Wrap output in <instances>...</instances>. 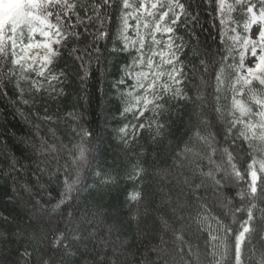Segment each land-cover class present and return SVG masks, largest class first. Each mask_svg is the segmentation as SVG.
<instances>
[{
  "label": "trees",
  "instance_id": "trees-1",
  "mask_svg": "<svg viewBox=\"0 0 264 264\" xmlns=\"http://www.w3.org/2000/svg\"><path fill=\"white\" fill-rule=\"evenodd\" d=\"M0 2V264H264V0Z\"/></svg>",
  "mask_w": 264,
  "mask_h": 264
},
{
  "label": "rangeland",
  "instance_id": "rangeland-1",
  "mask_svg": "<svg viewBox=\"0 0 264 264\" xmlns=\"http://www.w3.org/2000/svg\"><path fill=\"white\" fill-rule=\"evenodd\" d=\"M31 36L33 35L28 34L29 38ZM241 51L242 62L234 85L236 83L239 89H244L253 78L262 80L259 74V71L264 66V10L262 8L254 10V13L249 16L247 32L241 44ZM261 86H263L264 91V84L256 81L254 88H251L249 91H255L257 87ZM250 94L252 93L249 92V98L252 97ZM234 97L237 98L235 95ZM253 103H256V109L252 107L253 110L251 111L247 110L239 100L233 98V106L243 115L242 117H249L245 118L248 121L251 119L247 128L250 130L259 126L260 129H263L264 133V97L261 99L260 95H257L254 97Z\"/></svg>",
  "mask_w": 264,
  "mask_h": 264
}]
</instances>
